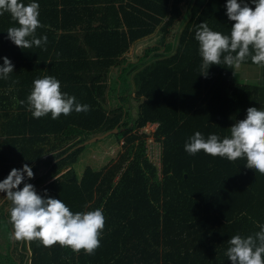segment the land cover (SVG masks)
Here are the masks:
<instances>
[{
	"label": "trees",
	"instance_id": "16d2710c",
	"mask_svg": "<svg viewBox=\"0 0 264 264\" xmlns=\"http://www.w3.org/2000/svg\"><path fill=\"white\" fill-rule=\"evenodd\" d=\"M20 2L39 4L44 27L37 38L47 36V50L15 46L7 30L19 25L10 13L0 16V66L3 57L14 65L10 78L0 79V182L28 164L34 178L25 182L37 194L62 200L73 213L102 208L105 227L94 255L59 244L45 248L38 240L12 238L6 201L0 220L11 232L10 250L2 253L10 263L4 264H24L28 242L31 264H231L229 239L264 225V175L245 167L244 158L229 162L184 150L197 131L223 139L249 107L264 111V83L243 80L254 73L234 75L213 65L207 78L201 75L195 33L206 22L230 35L227 0ZM135 46H142V55H129ZM243 65L261 70L264 81V68L250 59ZM45 76L58 79L61 92L90 111L33 118L27 97ZM149 123L158 124L161 170L139 133ZM114 129L125 151L105 169L87 166L79 178L73 165L84 147L71 150Z\"/></svg>",
	"mask_w": 264,
	"mask_h": 264
},
{
	"label": "clouds",
	"instance_id": "9594fccd",
	"mask_svg": "<svg viewBox=\"0 0 264 264\" xmlns=\"http://www.w3.org/2000/svg\"><path fill=\"white\" fill-rule=\"evenodd\" d=\"M251 3L254 9L246 0H227L226 15L234 22L230 35L211 30L206 22L198 25L195 39L202 58L200 72L205 78L213 65H224L232 69L234 75L235 70L249 59L264 68V0H251ZM39 8L36 2L25 6L20 0H0V16L10 13L11 19L19 25L8 28L7 38L22 50L33 46L47 50V36L37 38V29L44 27L39 20ZM13 71L12 62L3 57L0 79L8 80ZM33 85L27 97V110L35 119L51 114L56 120L61 115L90 111L89 105L80 104L74 96L62 93L60 81L53 76L36 79ZM184 150L191 156L203 151L229 162L244 158L247 161L245 167L264 175V111L249 107L246 118L234 123L230 127V136L223 139L216 134L205 139L197 131L185 143ZM33 178L32 168L24 164L21 169H12L0 182V193L6 194V199L11 202L12 238L38 240L45 248L59 244L76 253L83 251L86 255H94L101 247L105 227L103 209L73 213L62 200L37 194L35 187L25 182ZM228 244L225 255L231 264H264V225L247 237L232 236Z\"/></svg>",
	"mask_w": 264,
	"mask_h": 264
},
{
	"label": "rangeland",
	"instance_id": "374dc122",
	"mask_svg": "<svg viewBox=\"0 0 264 264\" xmlns=\"http://www.w3.org/2000/svg\"><path fill=\"white\" fill-rule=\"evenodd\" d=\"M174 33H178V29H174ZM153 40L149 41L147 45H151L153 43ZM168 40L172 41L173 36L171 35ZM142 46H138L137 55L138 54L142 55L141 53L142 49H140ZM129 55L132 56L131 53ZM241 69H242V72L244 71L245 74H247V76L251 73H254L251 77H246L245 79H243L244 81L251 82L253 78V82L255 81V83L257 82L260 84L264 83L261 70H259L258 73H255V71L247 70L249 69L247 66L242 65L240 69L236 70V73H238ZM134 95L135 93H133L131 96L133 98L132 99L133 105L135 104ZM132 111L133 113H135V109H132ZM157 125L158 124L149 123L142 129H140L139 133L145 134L146 136L145 137V140L147 143L146 144V154L149 160L153 164H155L159 170H161V166H162L161 159H162V151H163L162 143L158 142L154 136V132L157 128ZM123 145H124V139H119L115 135L110 134L99 141H96L92 144H88L84 146V150L79 154L77 162L73 165L78 177L79 178L82 177L83 172L87 166H90L96 170H102L114 164L119 159L120 155L125 151V148ZM5 195L6 194L4 193H0V206L5 205L6 201L11 204V202L6 199ZM9 232H11V229L7 227L4 224V222L0 220V264H4V262L10 263L9 255L7 256L2 255V253L6 254L10 250L7 245L8 241L6 240ZM19 247H20V244H19ZM27 247H28V250H26L24 253L25 254L24 264H31L30 257L32 255V251H31L29 242L27 244ZM19 249H18V252L21 255V252L19 251Z\"/></svg>",
	"mask_w": 264,
	"mask_h": 264
},
{
	"label": "water",
	"instance_id": "95a60500",
	"mask_svg": "<svg viewBox=\"0 0 264 264\" xmlns=\"http://www.w3.org/2000/svg\"><path fill=\"white\" fill-rule=\"evenodd\" d=\"M117 131H118V129H114V130L108 131V132H106L104 134L94 136L93 138L89 139L88 141H85V142L79 144L78 146L74 147L71 151H73L75 149H78V148H82V147H84V146H86L88 144H92V143H94L96 141H99V140L103 139L104 137H106V136H108L110 134L116 133Z\"/></svg>",
	"mask_w": 264,
	"mask_h": 264
},
{
	"label": "crops",
	"instance_id": "0c3cea01",
	"mask_svg": "<svg viewBox=\"0 0 264 264\" xmlns=\"http://www.w3.org/2000/svg\"><path fill=\"white\" fill-rule=\"evenodd\" d=\"M137 50H138V47L135 46L130 52L131 55H133V56L137 55V53H138ZM247 70H249V69H247Z\"/></svg>",
	"mask_w": 264,
	"mask_h": 264
}]
</instances>
